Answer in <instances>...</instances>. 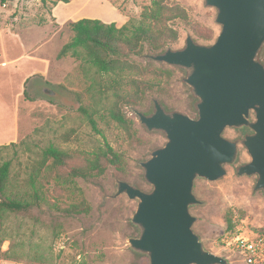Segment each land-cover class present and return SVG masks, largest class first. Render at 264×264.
Listing matches in <instances>:
<instances>
[{"label":"rangeland","instance_id":"1","mask_svg":"<svg viewBox=\"0 0 264 264\" xmlns=\"http://www.w3.org/2000/svg\"><path fill=\"white\" fill-rule=\"evenodd\" d=\"M170 3L185 9L188 24L176 22L178 40L168 50L182 49L188 37L200 45L215 41L221 28L214 8L204 0ZM150 5L151 0H0V165L10 163L12 189L30 192L29 176L49 146L71 156L69 165L104 152L105 143L121 158L119 170L108 164L98 179L75 180L89 206L87 215L66 216L48 205L60 189L53 180L50 185L43 180L46 203L1 215L0 264H149L146 255L128 244L140 234L131 223L136 201L114 195L118 181L151 191L140 163L166 143L165 135L148 132L134 111L150 116L156 100L166 112L196 118L198 99L184 83L187 72L153 61L146 46L142 57L130 58L137 71L122 73L99 72L82 50L60 53L74 36L70 22L87 18L117 28L138 25ZM257 59L264 66V45ZM132 80L150 87L143 90L141 105L121 106L132 125L127 134L108 113L117 93L132 91ZM250 119L254 121L253 114ZM249 134L248 128L224 130L225 139L238 142V157L221 179L195 180L193 194L201 205L189 209L196 219L192 230L204 249L229 264H243L225 251L231 235L264 230V195L255 190L257 176L237 175L250 162L241 143ZM61 194L62 206L76 199Z\"/></svg>","mask_w":264,"mask_h":264},{"label":"water","instance_id":"2","mask_svg":"<svg viewBox=\"0 0 264 264\" xmlns=\"http://www.w3.org/2000/svg\"><path fill=\"white\" fill-rule=\"evenodd\" d=\"M204 3L216 10L215 23L221 28L212 44L200 45L188 37L182 49L150 56L187 72L184 83L198 99L197 116L166 112L156 100L150 116L134 111L139 123L148 132H162L166 143L140 163L151 191L118 181L114 195L136 201L131 223L140 234L128 244L146 255L149 264H229L204 249L189 212L201 205L193 194L195 180L221 179L225 166L238 157V142L225 139V129L252 131L241 142L250 162L237 175H256L255 190L264 195V66L257 59L264 45V0Z\"/></svg>","mask_w":264,"mask_h":264},{"label":"trees","instance_id":"3","mask_svg":"<svg viewBox=\"0 0 264 264\" xmlns=\"http://www.w3.org/2000/svg\"><path fill=\"white\" fill-rule=\"evenodd\" d=\"M176 22L187 25L188 15L185 9L180 5L171 4L170 0H151L150 8L142 12L138 25L125 24L117 28L114 23L106 24L100 20L80 19L68 24L74 36L62 48L60 55L82 50L88 61L101 73L137 71L136 66L130 62V58L142 57L145 46L151 52V56L166 52L170 45L178 40V33L174 28ZM149 87L150 84L147 82L132 80L131 92L115 95L114 104L108 113L109 118L127 134L131 132L132 125L121 111V106L141 105L143 90ZM91 124L94 127V123L91 122ZM71 159L72 157L67 153L53 146L44 150L42 160L36 163L29 176L30 192L12 189L10 163L3 162L0 165V217L6 212L25 211L46 203L43 180L47 185H50L53 180L56 186L60 187L55 200L51 204L48 203L51 208L66 216L87 215L89 206L77 189L75 180L98 179L105 174L108 164L119 170L121 158L105 143L104 152L96 153L81 162L74 160L72 165H69ZM44 171L45 174H43ZM61 193L76 199L62 206L58 202V199L63 197ZM227 225L231 230L230 220H227ZM256 231L264 232V230Z\"/></svg>","mask_w":264,"mask_h":264},{"label":"built area","instance_id":"4","mask_svg":"<svg viewBox=\"0 0 264 264\" xmlns=\"http://www.w3.org/2000/svg\"><path fill=\"white\" fill-rule=\"evenodd\" d=\"M225 244V251L243 264H264V232H236Z\"/></svg>","mask_w":264,"mask_h":264},{"label":"flooded vegetation","instance_id":"5","mask_svg":"<svg viewBox=\"0 0 264 264\" xmlns=\"http://www.w3.org/2000/svg\"><path fill=\"white\" fill-rule=\"evenodd\" d=\"M43 91L44 92H48V90L46 89V88H43ZM254 115V114H253ZM251 134H252V131H251ZM251 134H249V135H251ZM248 136V135H247ZM246 137V136H245ZM226 167V166H225ZM150 192V191H149Z\"/></svg>","mask_w":264,"mask_h":264},{"label":"crops","instance_id":"6","mask_svg":"<svg viewBox=\"0 0 264 264\" xmlns=\"http://www.w3.org/2000/svg\"><path fill=\"white\" fill-rule=\"evenodd\" d=\"M3 142H5V141H3ZM1 143V142H0Z\"/></svg>","mask_w":264,"mask_h":264}]
</instances>
